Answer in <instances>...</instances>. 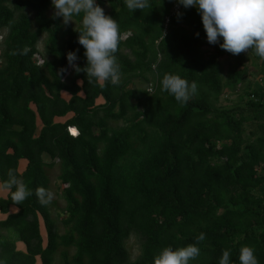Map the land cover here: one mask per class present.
Returning a JSON list of instances; mask_svg holds the SVG:
<instances>
[{
    "label": "trees",
    "instance_id": "16d2710c",
    "mask_svg": "<svg viewBox=\"0 0 264 264\" xmlns=\"http://www.w3.org/2000/svg\"><path fill=\"white\" fill-rule=\"evenodd\" d=\"M97 3L119 27L117 84L68 66L69 51L86 65L81 17L65 25L51 0H0V185L11 169L33 193L0 198V264H154L193 244L190 264H218L224 250L240 264L243 246L264 264V59L209 44L198 11L173 16L174 0ZM165 74L196 94L178 103ZM229 95L238 102L225 106ZM56 167L63 218L35 195ZM9 229L25 250L1 239Z\"/></svg>",
    "mask_w": 264,
    "mask_h": 264
},
{
    "label": "clouds",
    "instance_id": "9594fccd",
    "mask_svg": "<svg viewBox=\"0 0 264 264\" xmlns=\"http://www.w3.org/2000/svg\"><path fill=\"white\" fill-rule=\"evenodd\" d=\"M124 3L131 12L149 7V0H124ZM176 3L185 9L191 7L198 11L209 44H219L221 49L233 55L252 49L264 59V0H176ZM51 5L52 18H62L65 25L73 22V17H81L77 39L84 49L86 65L83 68L77 65L76 52L69 51L66 54L68 66L76 73L83 71L90 80L119 83L120 68L115 56L119 44L117 21L105 14L97 0H51ZM60 71L67 72V69ZM160 85L162 91L173 96L180 104L187 103L198 88L195 81L189 83L178 74H165ZM71 131L72 128H69L73 136L78 134ZM0 187L14 189L11 201L15 205L22 204L33 194L23 179L11 169L8 180ZM35 195L42 205H48L53 200V193L44 187L37 188ZM196 239L203 241L204 233H200ZM254 253L252 247L243 246L238 257L240 264H259ZM199 255L200 249L194 244L177 249L165 247L154 257V264H190ZM230 255L229 250H224L218 264H232Z\"/></svg>",
    "mask_w": 264,
    "mask_h": 264
},
{
    "label": "rangeland",
    "instance_id": "374dc122",
    "mask_svg": "<svg viewBox=\"0 0 264 264\" xmlns=\"http://www.w3.org/2000/svg\"><path fill=\"white\" fill-rule=\"evenodd\" d=\"M73 21H74V19H73ZM1 40H2V37H0V41ZM44 40H45V38L42 40V42L39 45V48L41 50L44 49ZM38 58H39V56H38ZM237 102H238V96L237 95H229L228 97H225L221 101V103L225 106H227V105L231 106V105L236 104ZM38 124L40 125L39 122H38ZM50 174H51L50 176H51V180H52L51 192L53 193V201L55 202L53 213L55 215L57 213L61 214V217L63 218L64 217L63 210L65 208V202L62 198V190L64 187H63V185H61V183L58 180V176H59L58 167H56L52 171H50ZM1 188L2 187H0V198L7 196V191L4 189H1ZM3 218H4V216L0 215V219H3ZM1 239H8V240L12 241L18 249L25 250L24 244L19 240L18 235L14 229H9L6 232H4L1 236ZM128 246H129V248L133 254V257L135 258L136 256H138L139 245L136 243L135 239H132L129 242Z\"/></svg>",
    "mask_w": 264,
    "mask_h": 264
},
{
    "label": "built area",
    "instance_id": "2783aa9c",
    "mask_svg": "<svg viewBox=\"0 0 264 264\" xmlns=\"http://www.w3.org/2000/svg\"><path fill=\"white\" fill-rule=\"evenodd\" d=\"M178 14H181V6L176 3V0H174V7H173L172 15L175 16ZM169 23H170V18H167L165 21V29L166 30L168 29ZM149 91H152V87L149 88ZM71 133L74 134L72 131H71Z\"/></svg>",
    "mask_w": 264,
    "mask_h": 264
},
{
    "label": "bare ground",
    "instance_id": "6f19581e",
    "mask_svg": "<svg viewBox=\"0 0 264 264\" xmlns=\"http://www.w3.org/2000/svg\"><path fill=\"white\" fill-rule=\"evenodd\" d=\"M72 132H73L74 134H77V133H78V130H77L76 128H72Z\"/></svg>",
    "mask_w": 264,
    "mask_h": 264
},
{
    "label": "crops",
    "instance_id": "0c3cea01",
    "mask_svg": "<svg viewBox=\"0 0 264 264\" xmlns=\"http://www.w3.org/2000/svg\"><path fill=\"white\" fill-rule=\"evenodd\" d=\"M1 189H3V188H1ZM15 211H16L15 209H14V210L12 209V212H15ZM0 215H1V214H0Z\"/></svg>",
    "mask_w": 264,
    "mask_h": 264
}]
</instances>
